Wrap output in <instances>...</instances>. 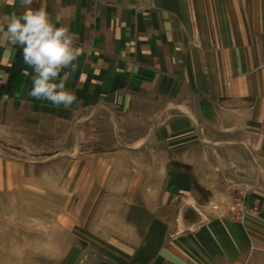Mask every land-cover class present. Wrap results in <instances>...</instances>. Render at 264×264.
<instances>
[{
    "label": "crops",
    "instance_id": "obj_1",
    "mask_svg": "<svg viewBox=\"0 0 264 264\" xmlns=\"http://www.w3.org/2000/svg\"><path fill=\"white\" fill-rule=\"evenodd\" d=\"M31 7L76 37L81 54L66 87L77 101L55 106L28 95L33 71L3 36L4 18L25 8L0 0V162H21L5 136L20 138L26 126L51 135L60 125L78 136L79 150H129L131 162L153 164L143 166V189L126 194L141 200L109 229L125 247L110 264H264V0ZM103 135L114 137L104 143ZM240 193L260 201V217L212 209Z\"/></svg>",
    "mask_w": 264,
    "mask_h": 264
},
{
    "label": "rangeland",
    "instance_id": "obj_2",
    "mask_svg": "<svg viewBox=\"0 0 264 264\" xmlns=\"http://www.w3.org/2000/svg\"><path fill=\"white\" fill-rule=\"evenodd\" d=\"M62 130L56 125L51 135H38L26 126L20 138L5 136V145L21 150V162H0V264H110L116 250L125 253L116 244L123 240L109 229L141 200L126 194L143 189V166L153 162H131L134 154L126 149L95 151L82 144L79 150L78 136ZM113 137L103 135L102 141ZM10 153L6 158L14 159ZM245 196L211 207L239 221L260 217V201ZM178 197L184 205L185 196ZM239 200L245 210L233 214L228 205Z\"/></svg>",
    "mask_w": 264,
    "mask_h": 264
},
{
    "label": "clouds",
    "instance_id": "obj_3",
    "mask_svg": "<svg viewBox=\"0 0 264 264\" xmlns=\"http://www.w3.org/2000/svg\"><path fill=\"white\" fill-rule=\"evenodd\" d=\"M19 2L25 11L4 18L3 36L9 44L22 47L24 63L33 71L28 95L68 107L77 101L75 91L66 87L81 54L76 37L68 26L54 23L46 8L33 9V0Z\"/></svg>",
    "mask_w": 264,
    "mask_h": 264
},
{
    "label": "built area",
    "instance_id": "obj_4",
    "mask_svg": "<svg viewBox=\"0 0 264 264\" xmlns=\"http://www.w3.org/2000/svg\"><path fill=\"white\" fill-rule=\"evenodd\" d=\"M136 1H139V0H136ZM214 207L217 208L218 206L215 205ZM228 208L233 214L236 213L237 211L238 212L236 214H238L240 211H244L245 210V204H244V201L239 200L238 202L230 203L228 205Z\"/></svg>",
    "mask_w": 264,
    "mask_h": 264
}]
</instances>
